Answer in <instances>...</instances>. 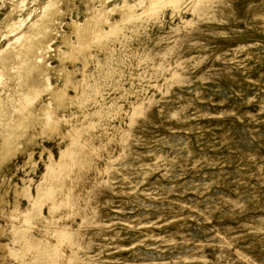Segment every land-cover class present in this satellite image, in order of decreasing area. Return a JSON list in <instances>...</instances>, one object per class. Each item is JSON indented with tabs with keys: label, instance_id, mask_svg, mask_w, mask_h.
Wrapping results in <instances>:
<instances>
[{
	"label": "rangeland",
	"instance_id": "obj_1",
	"mask_svg": "<svg viewBox=\"0 0 264 264\" xmlns=\"http://www.w3.org/2000/svg\"><path fill=\"white\" fill-rule=\"evenodd\" d=\"M16 1L0 0L21 28L0 32V136L16 132L0 264H264V0H59L47 17L53 0ZM98 8L81 41L70 24Z\"/></svg>",
	"mask_w": 264,
	"mask_h": 264
},
{
	"label": "bare ground",
	"instance_id": "obj_2",
	"mask_svg": "<svg viewBox=\"0 0 264 264\" xmlns=\"http://www.w3.org/2000/svg\"><path fill=\"white\" fill-rule=\"evenodd\" d=\"M11 1H12V0H11ZM17 1H18V0H17ZM17 1H16V2H17ZM53 1H54V0H53ZM53 1H50V3H49V2L47 3V4H49V5L47 6V9L44 7V9H46V10H45V15H46V17H47L48 15H52V14H54L55 12L58 11V10H56V8H57V6H58L59 0H56V1H54V2H53ZM21 2H22V0H21ZM32 2H33V1H32ZM100 3H101V2H100ZM21 4L23 5V3H20L19 5H21ZM35 4H36V3H35ZM35 4H34V7H36ZM151 4H154V1H153V0L150 2V5H151ZM25 5H26V4H25ZM25 5H24V6H25ZM27 5H29V4H27ZM36 5H37V4H36ZM123 5H124V4H123ZM12 6H13V5H12ZM44 6H45V5H44ZM101 6H102V5H101ZM14 7H15V6H14ZM19 7H21V6H19ZM25 7H26V6H25ZM25 7H24V8H25ZM28 7L30 8V6H28ZM31 7H32V5H31ZM38 7H39V6H38ZM121 7H122V6H121ZM40 8H41V6H40ZM58 8H59V7H58ZM123 8H124V10L127 11V12H128V10H130V6H129V5H126V6L124 5ZM123 8H122V10H123ZM21 9H22V8H21ZM21 9H20V10H21ZM27 9H28V8H27ZM98 9H100V8H98ZM18 10H19V9H18ZM20 10H19V11H20ZM28 10H29V9H28ZM33 10H34V9H33ZM42 10H43V9H42ZM148 10H149V9H148ZM146 11H147V10H146ZM17 12H18V11H17ZM21 12H22V10H21ZM21 12H19V13H21ZM40 12H42V11H40ZM59 12H60V11H59ZM26 13H27V12H26ZM28 13H29V12H28ZM42 13H43V12H42ZM107 13H108V11L105 10L104 8H101L100 10H95L93 13H91L89 16H87L88 18L85 19V21H84L82 24L77 25V24H75V23H71V24H70V25H71V30H72L71 32L74 33L78 39H81L82 37H85V36L87 37V36L89 35V33H91L92 31H95V30H97V29L99 28V27H96L94 24H93V25H89V24H91V23H89V22H90L91 20H94V21L96 22V25H97V22H100V23L102 22V24H105L106 22L104 23L103 21H104V18L106 17V14H107ZM24 14H25V13H24ZM30 14H31V12H30ZM43 14H44V13H43ZM14 15H16V9L12 7V9H10L9 11H7L5 17H4L2 20H0V32H3V30H5L4 28H6L7 26L9 27V29L7 30V31L9 32V34H10V33H13L14 31H17V29L20 28V26L18 25V24H20V23H19V20H17V21H18V24L15 22L16 20L14 21L16 24H14V22L12 21L13 19L11 20L12 17H15ZM26 15H27V14H26ZM26 15H25V16H26ZM32 15H33V14H32ZM58 15H60V14H58ZM58 15L56 16L57 18H58ZM41 16H42V15H39V17H41ZM127 16H128V15H127ZM21 17L23 18L24 15H23V16L21 15ZM29 17H30V16H29ZM29 17H28V18H29ZM43 17H44V16H43ZM52 17H53V16H52ZM57 18H56V19H57ZM14 19H15V18H14ZM37 19H38V18H37ZM51 19L54 20L55 18L53 17V18H51ZM10 20L12 21L11 24H9ZM49 20H50V19H49ZM49 20H48V21H49ZM53 20H52V21H53ZM48 21H47V22H48ZM52 21H51L50 23H52ZM55 21H56V20H55ZM94 21H93V23H95ZM53 22H54V21H53ZM36 23H37V22H36ZM42 23H43V21H42ZM100 23H99V24H100ZM38 24H39V23H38ZM55 24H56V23H54L53 26H54ZM102 24H100V25H102ZM108 24H110V23H108ZM44 25H45V24H44ZM32 26H35V24H34V25H31V27H32ZM38 26H39V25H37V27H38ZM47 26H48V25H47ZM102 26H103V25H102ZM17 27H18V28H17ZM95 27H96V28H95ZM16 28H17V29H16ZM43 28H44V26H43ZM46 28H49V27H46ZM15 29H16V30H15ZM20 29H21V28H20ZM36 29H37V28H36ZM54 29H55V28H54ZM54 29L52 30V28H51L52 31H54ZM94 29H95V30H94ZM26 30H27V29H26ZM26 30H25V31H26ZM30 30H31V31H30ZM30 30H29V31L27 30V31H28V32H31V35H32V30L34 31L35 29L33 28V29H30ZM40 30H41V29H40ZM45 30H47V29H45ZM7 31H6V32H7ZM19 31H21V30H19ZM19 31H18V32H19ZM47 31H49V30H47ZM97 31H98V30H97ZM97 31L94 32V34H96ZM4 32H5V31H4ZM6 32H5V33H6ZM18 32H16V33H18ZM100 32H101V31H100ZM100 32H98V34H99ZM22 33H23V32H22ZM45 33L47 34L48 32H45ZM6 34H7V33H6ZM13 34H15V33H13ZM26 34H27V33H26ZM26 34H25V35H26ZM34 34H35V33H34ZM39 34H40V33H39ZM46 34H44V35L46 36ZM48 34H49V33H48ZM51 34H52V33H51ZM94 34H90V35L93 36ZM7 35H8V34H7ZM21 35H22V34H21ZM41 35H42V34H41ZM41 35H40V36H41ZM44 35H43V39L45 40ZM49 35H50V34H49ZM1 36H2V35H1ZM9 36H10V35H9ZM16 36H17V35H16ZM33 36H34V35H33ZM47 36H48V35H47ZM96 36H97V35H96ZM96 36H93L92 38H94V37L96 38ZM17 37H18V39H19V38H20V35L17 36ZM22 37H23V35H22ZM22 37H21V38H22ZM26 37H27V36H26ZM28 37L30 38L29 33H28ZM38 37H39V36H38ZM76 37H75V38H76ZM98 37H100V36H98ZM98 37H97V38H98ZM6 38H7V37H6ZM21 38L18 40L19 42H20ZM24 38H25V37H24ZM33 38H34V37H33ZM87 38H90V37H87ZM4 39H5V38H4ZM15 39H16V37H15ZM15 39H14V40H15ZM25 39H26V38H25ZM31 39H32V38H31ZM39 39H40V37H39ZM82 39H83V38H82ZM82 39H81V41H82ZM90 39H91V38H90ZM44 40H42V41H44ZM84 40H85V39H84ZM23 41H24V39L22 40V42H23ZM47 41H48V40H47ZM81 41H79V42H81ZM19 42H18V43H19ZM24 42H25V41H24ZM27 42H28V41H27ZM38 42H39V40H38ZM38 42H34V43H38ZM48 42H49V41H48ZM77 42H78V41H77ZM79 42H78V43H79ZM11 43H12V40H11ZM11 43H10V44H11ZM15 43H16V42H14V44H15ZM20 43H21V42H20ZM20 43H19V44H20ZM25 43H26V42H25ZM30 43H31V42H30ZM39 43L41 44V42H39ZM39 43H38V44H39ZM73 43H74V42H73ZM8 44H9V43H8ZM10 44H9V45H10ZM21 44H22V43H21ZM74 44H75V43H74ZM22 45H23V44H22ZM26 45H29V46H30V44H25V46H26ZM41 45H43V44H41ZM41 45H40V48L42 47ZM71 45H72V44H71ZM15 46H16V44H15ZM17 46H18V45H17ZM25 46L23 45V48H24V49H25ZM32 46H33V45H32ZM34 46H35V45H34ZM38 46H39V45H38ZM46 46H47V45H46ZM8 47H9V46H8ZM19 47H20V45H19ZM27 47H28V46H27ZM74 47H75V46H74ZM16 48H17V47H16ZM31 48H32V47H31ZM45 48H46V47H45ZM71 48H73V46H72ZM29 49H30V48H29ZM37 49H39V48H37ZM42 49H43V48H42ZM73 49H74V48H73ZM3 50H4V49H3ZM6 50H7V49H6ZM15 50H16V49H14L13 51L16 52L17 50H20V49L17 48V50H16V51H15ZM27 50H28V48H27ZM32 50H33V49H32ZM35 50H36V48H35ZM45 50H46V49H45ZM45 50L43 49L44 52H46ZM21 51H22V50H21ZM1 52H2V51H1ZM5 52H6V51H5ZM9 52H10V51H9ZM18 52H19V51H18ZM18 52H16V53H18ZM35 52H36V51H35ZM22 53H23V51H22ZM22 53H21V54H22ZM11 54H12V53H11ZM21 54L19 53L18 55H21ZM27 54L31 55V54H30V51H29V53H28V51H27ZM32 54H33V53H32ZM37 54H38V53H37ZM37 54H34V55H36V56H35V59H36V57H38ZM40 54H41V53H40ZM40 54H39V55H40ZM5 55H6V54H5ZM5 55H4V56H5ZM8 55H9V54H8ZM8 55L6 56V58L8 57ZM14 55H15V54H14ZM18 55H17V56H18ZM0 56H1V55H0ZM11 56H12V55H11ZM11 56L9 55L10 58H11ZM25 56L27 57L26 54H25ZM12 57L15 58L16 56H12ZM33 57H34V56L32 55L31 58H33ZM0 58H1V57H0ZM17 58H19L18 60H20V57H17ZM17 58H16V60H17ZM22 58H23V57H22ZM28 58H29V57H28ZM40 58H41V57H40ZM1 59L4 60V57H2ZM12 59H13V58H11V59L9 60V61H11V63H12ZM37 59H38V58H37ZM37 59H36V61H37ZM41 59H42V58H41ZM62 59H63V57H62ZM5 60H6V59H5ZM5 60H4V61H5ZM7 60H8V58H7ZM7 60H6V61H7ZM14 60H15V59H14ZM14 60H13V61H14ZM27 60H30V59H26L25 61L27 62ZM32 60H33V59H31V63L34 62V60H33V62H32ZM42 60H43V59H42ZM1 61H2V60H1ZM20 61H21V60H20ZM25 61H24V62H25ZM36 61H35V62H36ZM35 62H34V63H35ZM3 63H4V62H2V64H3ZM7 63H9V62H7ZM16 63H17V62H16ZM18 63H19V65H21L19 61H18ZM31 63L29 62V64H27V63H24V64H25V66H26V68H27V65L30 66ZM41 63H42V62H41ZM41 63H40V64H41ZM26 64H27V65H26ZM35 64H36V63H35ZM40 64H39V65H40ZM42 64H43V63H42ZM4 65H5V64H4ZM4 65L2 66V68L4 67ZM6 65H7V64H6ZM19 65H18V67H20ZM31 65H32V64H31ZM34 66H35V65H34ZM37 66H38V61H37ZM37 66H36V67H37ZM40 66H41V65H40ZM40 66H38V68H39ZM0 67H1V63H0ZM10 68H11V66H10ZM26 68H24L23 70H25ZM33 68H34V67H33ZM33 68H32V69H33ZM14 69H15V68H14ZM14 69H13V70H14ZM16 69H17V68H16ZM16 69H15V70H16ZM34 69H35V68H34ZM34 69H33V70H34ZM40 69H41V67L39 68V70H40ZM45 69H46V68H45L44 65H43V71H42V69L40 70V71H42V72H41L42 74L40 73L41 75H45V76H46L45 72H46L47 70H45ZM1 70H3V69H1ZM1 70H0V72H1L0 74H2V73L4 72V71L2 72ZM13 70H12V71H13ZM17 70H18V69H17ZM28 70H29V69H28ZM28 70H27V72H28ZM30 70H31V69H30ZM39 70H38V71H39ZM36 71H37V70H36ZM55 71H56V70H55ZM15 72H16V71H15ZM27 72H26V74H27ZM29 72H30V71H29ZM29 72H28V75H27V76H29ZM31 72H33V73H32V75H33V74H34V71L31 70ZM31 72H30V73H31ZM47 72H48V71H47ZM11 73H12V72H11ZM38 73H39V72H38ZM38 73H37V75H39ZM3 74H4V73H3ZM3 74H2V75H3ZM15 74H16V73H15ZM15 74H14V75H15ZM22 74H23V72H22ZM22 74H21V75H22ZM26 74H25V75H26ZM5 76H6V75H5ZM11 76H12V75H11ZM15 76L17 77V75H15ZM19 76H20V75H19ZM23 76H24V75H23ZM3 77H4V76H3ZM7 77H8V76H7ZM20 77H21V76H20ZM31 77H32V76H29V80L27 79L26 82H25V84H27V85L29 84V87H32L33 90H34V89L37 90V88H36L35 86H32L33 83L31 84V82H32V80L30 81ZM37 77H38V76H37ZM0 78H1V75H0ZM26 78H28V77H26ZM7 79H8V78H7ZM7 79H6V80H7ZM24 79H25V76H24ZM24 79H23V80H24ZM3 80H4V79H3ZM8 80H9V79H8ZM12 80H14V78H13ZM16 80H17V78H16ZM16 80H14V81L16 82ZM33 80H34V78H33ZM43 80H44V79H43ZM14 81H13V82H14ZM19 81L21 82V79H20ZM19 81H18V82H19ZM27 81H30V83H29V82L27 83ZM40 81H41V80H40ZM6 82H7V81H6ZM10 83L12 84V82H10ZM22 83H23V82H22ZM22 83H18V84L16 83V86H17V87L15 86V87H16V90H17L19 93H21L20 90H22V89H23V90H26V88L24 89V85H25V84H22ZM34 83H36V82H34ZM42 83H43V82H42ZM13 84H14V83H13ZM30 84H31V85H30ZM27 85H26V87H28ZM13 86H14V85H13ZM44 86H46V84H45ZM7 87H8V86H7ZM10 87H11V86H10ZM37 87H39V86H37ZM8 88H9V87H8ZM11 88H12V87H11ZM32 88H29L28 90H31ZM42 88H43V86H40V88H38L37 91H39V90L42 89ZM45 88H46V87H45ZM45 88H43V90H44ZM46 89H47V88H46ZM13 91H14V89H13ZM13 91H12V92H13ZM17 91H16V92H17ZM31 91H32V90H31ZM31 91L28 92V91L26 90L27 93H30ZM9 92H11V90H10ZM33 92H35V91H33ZM31 93H32V92H31ZM12 94H13V93H10L9 95H10V96H13V98H14L15 95H12ZM17 94H18V93H17ZM23 94H24V92L22 93V96H24ZM33 94H34V93H33ZM38 94H39V92L37 93V95H38ZM7 95H8V94H7ZM9 95H8V97L10 98ZM19 95L21 96V94H19ZM19 95H18V96H19ZM29 95H31V94H29ZM29 95H28V96H29ZM18 96H16V97H18ZM25 96H26V94H25ZM6 97H7V96H6ZM6 97H5V98H6ZM21 98H22V97H21ZM29 98H30V97H29ZM29 98H28V99H29ZM31 98L35 100V95H34V98H33V95H31ZM31 98H30L29 100H31ZM18 99H19V98H18ZM18 99H17V100H18ZM25 99H26V98H25ZM2 100H3V99H2ZM10 100H11V99H10ZM12 100H13V99H12ZM14 100H15V99H14ZM17 100H16V102L18 103ZM22 101H23V102L20 101V104L22 103L21 106L24 104V101H25V100H22ZM26 101H27V99H26ZM26 101H25V102H26ZM31 101H32V100H31ZM0 102H1V100H0ZM3 102H5V101H3ZM9 102H10V101H9ZM9 102L7 101V103H9ZM12 102H13V101H12ZM29 102H30V101H29ZM1 103H2V102H1ZM1 103H0V104H1ZM7 103H6V104H7ZM10 103H11V102H10ZM10 103H9V104H10ZM14 103H15V102H14ZM30 103H31V102H30ZM30 103H29V107L26 105L29 109H30V106H31ZM11 104H12V103H11ZM26 104H28V102H26ZM16 105H17V104H16ZM16 105L14 104V108L16 107ZM2 106H5V104L3 103V105H1V107H2ZM7 106H8V105H7ZM7 106H6V107H7ZM12 106H13V105H12ZM12 106H8V107H11V108H9V109H12ZM48 106H49V105H48ZM18 107H19V106H17V108H18ZM23 107H24V106H23ZM23 107H22V109H21V107H19L18 109H20V110L22 111V110H23ZM14 108H13V109H14ZM28 108H27L26 110H29ZM48 108H49V107H47L46 105H43V106H41L38 110L40 111L41 114L44 113V112H45L46 114H47V113L49 114V112H46V111H49V110L51 109V107L49 108V110H48ZM4 109H5V107L3 108V112H5V115H4V116H6V111H8V110H7L8 108H6V111H4ZM24 109H25V108H24ZM45 109H47V110H45ZM52 109H53V108H52ZM1 110H2V109H1ZM14 111H16V108H15V110H13V112H14ZM21 111H20V112H21ZM52 111H54V109H53ZM52 111H51V113H52ZM3 112H2V113H3ZM8 113H9V112H8ZM17 113H19V112H17ZM23 113H24V112H22V114H23ZM45 113H44V115H46ZM53 113H54V112H53ZM53 113L50 114V115H54ZM20 114H21V113H20ZM26 114H28V115H27L28 117L31 116V115L29 116V114H32V115L34 116V111H33L32 109H30V110L28 111V113H27V111H26ZM0 115H1V112H0ZM7 115L10 116L11 114H7ZM18 115H19V114H18ZM42 115H43V114H42ZM44 115H43V116H44ZM16 117H18V116H16ZM22 117H23V115H22ZM53 117H54V116H52V118H53ZM1 118H2V117H1ZM1 118H0V119H1ZM5 118H7V117H5ZM18 118L22 119L21 116L18 117ZM25 118H26V117H25ZM23 119H24V118H23ZM26 119H27V118H26ZM1 120H3V119H1ZM1 120H0V121H1ZM6 120H9V119L7 118ZM10 120H11V119H10ZM28 120H30V119H27V121H28ZM32 120H33V119H32ZM11 121H12V120H11ZM15 121H16V119H15L14 121H12V124L15 123ZM17 121H18V119H17ZM23 121H24V120H23ZM19 122H20V121H19ZM28 122H29V121H28ZM30 122H31V120H30ZM7 123H8V121H7ZM22 123H23V122H22ZM26 123H27V122H26ZM32 123H33V122H32ZM32 123H31V124H32ZM8 124H9V123H8ZM10 124H11V123H10ZM12 124H11V125H12ZM24 124H25V121H24ZM24 124H22V126H23ZM28 124H29V123H28ZM31 124H29V125H31ZM51 124H52V122H51ZM53 124H54V123H53ZM15 125H17V124L15 123ZM20 125H21V124H20ZM20 125H18V127H19ZM49 125H50V122H49ZM55 125H56V124H55ZM22 126H20V127L22 128ZM16 127H17V126H16ZM24 127H27V126L24 125ZM52 127H54V126H52ZM52 127H51V128H52ZM8 128H9V127H8ZM10 128H11V127H10ZM10 128H9V129H10ZM13 128H15V127H13ZM9 129H7L6 131H7V132H10V133L13 132V130H11L12 128L10 129L11 131H10ZM15 129H16V128H15ZM17 129H20V128H17ZM17 129H16V130H17ZM23 129H24V128H23ZM52 129H53V128H52ZM8 130H9V131H8ZM20 130H21V129H20ZM20 130H19L18 132H21V131H22V130H21V131H20ZM2 132H3V131H2ZM7 132H6V133H7ZM6 133H5V134H6ZM15 133H16V132H14V135H11V134L9 135L8 133H7L6 135H5V134L3 135V134L1 133V136H0V141H1V142H0V164H1L4 160L8 159L9 157H11V156L14 154V149L12 148V147H13V146H12V138L15 136ZM62 154H63V153H62ZM28 157H29V156H28ZM23 190H24V188H23ZM25 190H26V188H25ZM22 192L25 193L24 191H22ZM24 196H26V195L24 194ZM1 197H2V196H1ZM15 200H16V199H15ZM0 202H1V200H0ZM15 202H16V201H15ZM15 205H16V204H15ZM0 211H2V210L0 209ZM14 211H15V212H13V213L16 214V212H17V211H16V208L14 209ZM21 212H22V211H21ZM21 212H19V213L22 214ZM10 213H11V212H10ZM15 214H14V215H15ZM14 215H12V216H14ZM25 215H26V214H25ZM25 215H23V216H25ZM26 216H27V215H26ZM29 217H30V216H29ZM31 217H32V216H31ZM21 218H22V215H21ZM26 219H27V217H26ZM29 219H30V218H29ZM29 219H28V221H29ZM31 220H32V219H31ZM25 221H26V220L24 219V220H23V223H24ZM28 221H27V222H28ZM27 222H26V223H27ZM31 223H32V221H31ZM28 224H29V223H28ZM25 225H26V224H25ZM30 225H31V224H30ZM33 227H34V226H33ZM29 228H30V227H29ZM42 229H43V228H42ZM41 233H42V232H41ZM47 234H48V233H47ZM55 241H56V240H55ZM57 243H60V242L57 241ZM56 245H57V244H56ZM4 247H5V246H4L3 244H0V249H3ZM26 247H27V246H26ZM8 250H9V249H8ZM3 251L5 252V249H4ZM6 252H7V251H6Z\"/></svg>",
	"mask_w": 264,
	"mask_h": 264
}]
</instances>
